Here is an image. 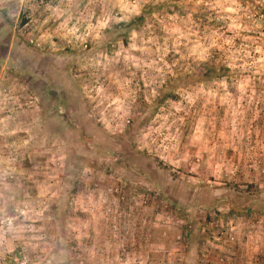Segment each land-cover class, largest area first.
<instances>
[{
  "label": "rangeland",
  "instance_id": "rangeland-1",
  "mask_svg": "<svg viewBox=\"0 0 264 264\" xmlns=\"http://www.w3.org/2000/svg\"><path fill=\"white\" fill-rule=\"evenodd\" d=\"M0 264H264V0H0Z\"/></svg>",
  "mask_w": 264,
  "mask_h": 264
},
{
  "label": "built area",
  "instance_id": "built-area-1",
  "mask_svg": "<svg viewBox=\"0 0 264 264\" xmlns=\"http://www.w3.org/2000/svg\"><path fill=\"white\" fill-rule=\"evenodd\" d=\"M0 223L1 224H11V219L10 217H1L0 218ZM28 262V256L26 253H23L22 256H21V263L24 264Z\"/></svg>",
  "mask_w": 264,
  "mask_h": 264
}]
</instances>
